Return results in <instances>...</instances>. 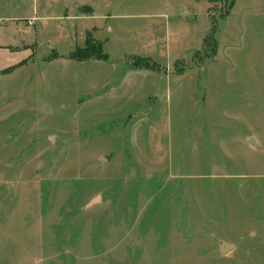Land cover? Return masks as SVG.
Segmentation results:
<instances>
[{
    "label": "rangeland",
    "instance_id": "obj_1",
    "mask_svg": "<svg viewBox=\"0 0 264 264\" xmlns=\"http://www.w3.org/2000/svg\"><path fill=\"white\" fill-rule=\"evenodd\" d=\"M40 1L0 0V264H264V0H96L86 67Z\"/></svg>",
    "mask_w": 264,
    "mask_h": 264
},
{
    "label": "crops",
    "instance_id": "obj_2",
    "mask_svg": "<svg viewBox=\"0 0 264 264\" xmlns=\"http://www.w3.org/2000/svg\"><path fill=\"white\" fill-rule=\"evenodd\" d=\"M99 4L100 2L98 3L96 0H41V13L36 14V16H34L33 18H28V25H34V21H39L41 22L40 31H54L55 33H61L60 39L62 40V42L69 43L70 45H72L71 48H74L65 57L74 61L75 64L78 65V67H86L87 65H91L94 63H96V65L101 64L104 66V64L122 62L112 61L110 55L107 52H105L109 56L107 60L98 59L95 57L87 58L84 60H75L68 57V55L77 47H85L88 44V39H91V32H94L96 38L101 41L102 47L104 43H108L110 41L111 34H113L115 30L114 28L110 27V25H107V27L104 28V25L108 23V19L111 16V13L107 12L106 9H100V7H103L104 3L100 5ZM106 6L110 5L107 4ZM208 9L209 6L207 7V11ZM19 19L23 18H18L17 20ZM167 28L168 27L166 26H161L160 22H154L152 25H150V27L145 28L144 30L153 33L154 36L147 37L145 33L143 36L147 37L151 41V44L153 46L158 47L162 45V43H158L157 41V33H160L158 31H166L167 37L170 40L172 39L171 27L169 29ZM33 41L35 42V40ZM0 47H5V45L0 44ZM63 56L64 55L60 54V57ZM140 56L155 61L152 59L153 57L149 55L143 54V56ZM126 65L128 72L138 69L153 72H159L161 70L150 67H136L134 65L133 66L136 68L132 69L128 61H126Z\"/></svg>",
    "mask_w": 264,
    "mask_h": 264
},
{
    "label": "trees",
    "instance_id": "obj_3",
    "mask_svg": "<svg viewBox=\"0 0 264 264\" xmlns=\"http://www.w3.org/2000/svg\"><path fill=\"white\" fill-rule=\"evenodd\" d=\"M216 1L225 2L228 5L226 10L222 13V17H227L230 14L231 10L234 8L235 3H236V0H216ZM209 38H211V35L207 36L205 38V40H207ZM89 41L90 40L88 39V42ZM89 45L90 44H87L85 47H77L74 51H72L68 55V57L71 59H75V60H84V59L92 58V57H95L98 59H104V60L108 59L109 56L104 52L101 44L98 45L99 47L91 46L92 44L90 46ZM57 57H60V55L58 53L54 56H50L49 60H52V59L57 58ZM142 58L146 59V61L142 64L134 63V66H136V67H151L154 69L160 68L159 64L156 63L155 61H152L146 57H142ZM26 61H27V59L20 61L19 63L12 66L11 68L4 70L3 73L11 72V70H14L17 67L26 64ZM177 71L180 72L182 70L177 69Z\"/></svg>",
    "mask_w": 264,
    "mask_h": 264
},
{
    "label": "water",
    "instance_id": "obj_4",
    "mask_svg": "<svg viewBox=\"0 0 264 264\" xmlns=\"http://www.w3.org/2000/svg\"><path fill=\"white\" fill-rule=\"evenodd\" d=\"M249 141H250L253 145H258V144H257V141H256V139H255L254 137H251V138L249 139ZM101 161H102V162L105 161V158H102ZM231 248H233V245L223 244V246H222V251H223V253H226V252L229 251Z\"/></svg>",
    "mask_w": 264,
    "mask_h": 264
}]
</instances>
